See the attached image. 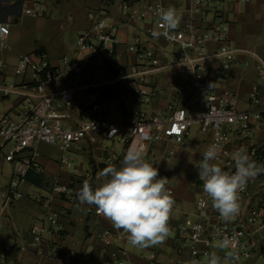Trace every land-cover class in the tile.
Returning a JSON list of instances; mask_svg holds the SVG:
<instances>
[{"label":"crops","instance_id":"obj_1","mask_svg":"<svg viewBox=\"0 0 264 264\" xmlns=\"http://www.w3.org/2000/svg\"><path fill=\"white\" fill-rule=\"evenodd\" d=\"M15 1L9 0L6 4L11 5ZM36 1L44 8L40 16L31 17L22 12L20 17H10L7 21L11 26L8 39L11 49L6 50L0 46L1 50L6 51L0 59L4 63L0 84L13 83L18 89L10 96H0V119L5 115L17 118L27 105V98L36 103L41 95L34 89L39 76L29 72L19 75L14 70L21 54H45L53 66H58L60 60L72 50L76 51L74 59L84 56L91 59L78 77L80 88L74 91L77 101L85 94L89 97L84 102L78 101V108L71 110L69 122L73 125L81 114L86 118L107 120L119 125H127L136 112L165 118L174 108L188 107V102L194 99L189 76L178 70H156L146 77L147 86L156 91L152 102L148 104L141 103V97L137 93L115 83L118 68L141 64L136 53L129 50L131 46L137 45L140 49L155 51L161 64H166L175 55L176 48L161 35L153 37L152 32L157 28L150 16L144 19L130 17L122 9L119 0L118 4L114 0H23V3L24 6H32ZM158 1L166 8H176L181 16L177 29L184 30L187 24H192L197 31H204L215 22L228 25L229 46L239 52L229 69L221 70L225 59L215 56L221 44L209 43L206 53L210 57L205 60L206 76L215 85L217 93L230 91L235 96L240 111L259 113L262 120L250 122L247 130L239 131V127H234L236 136H233L227 146L226 158L233 161L232 156L238 148L248 153L251 149H257L263 157L257 164L264 165V84L260 82L256 67L259 59L264 58V0H225L223 4L213 3L200 9L196 8L195 0H138L134 8L141 13L144 11V4ZM95 5L97 9H90ZM91 12L118 27L120 44L116 49L119 60L116 61L107 54H80L77 40L73 49L68 47L63 37L64 31L71 29L81 35L89 32L91 21L88 14ZM64 87L70 86L64 84ZM53 89V85H45L47 92ZM255 92L258 104L251 101ZM94 102L100 106L96 114L90 109ZM210 140L211 134L203 133L199 126H193L182 139L155 141L149 145L145 158L148 162L154 160L159 175L169 179L167 187L172 190L175 199L170 236L163 244L149 248L133 247L128 239L122 244H104L100 234L117 230L97 214L94 205L80 204L76 195L85 180L96 187L97 173L106 166L119 167L115 163H106V160L122 156L125 149L123 144L107 141L104 133H100L94 141L83 140L68 153H63L57 146L38 144L39 163L44 172H29L21 187L24 196L2 211L0 264H58L54 259L55 254L68 250L75 253L70 264H118V261H123L124 264H188L191 252L181 249L177 231L187 218L196 215L197 196L201 192L202 181L199 180L195 165L202 158L200 154L207 148ZM62 157H66L69 163L62 164ZM219 166L224 169L223 164ZM232 168L235 170L234 161ZM12 171L13 166L5 161L1 153L0 190L9 185ZM55 186L70 187L74 191V197L67 199L63 195L54 194ZM247 186V194L240 199V214L231 223L245 219L249 208L264 201V174L250 180ZM38 195L44 197V200H50L49 211L43 208L42 202L35 201ZM48 213L57 215V229L46 235L44 243L36 247L30 228L43 222ZM215 214L216 210L212 207L210 221L216 220ZM250 228L254 230V250L246 261L248 264H261L264 262V226L257 223ZM216 244L208 248L200 245L199 250L209 249L223 258L225 252L217 249ZM120 247L127 251V255H122ZM151 253L156 255L153 262L148 259Z\"/></svg>","mask_w":264,"mask_h":264},{"label":"built area","instance_id":"obj_2","mask_svg":"<svg viewBox=\"0 0 264 264\" xmlns=\"http://www.w3.org/2000/svg\"><path fill=\"white\" fill-rule=\"evenodd\" d=\"M224 1L195 0L194 4L197 9H200L204 5L223 4ZM137 2L138 0H119L122 9L127 11L130 17L144 19L150 16L159 30V18L155 11L159 7L166 8L164 4L161 1L146 3L144 11L138 13L134 8ZM22 12L25 15L37 17L44 12V8L39 1H36L32 6H23ZM88 18L91 21V30L78 37V52L80 54L90 52L93 56L107 54L114 60H119L116 49L120 44L118 27L93 12L88 14ZM228 30V25L224 22H215L204 31H197L192 24H187L184 30L175 29L167 36L161 35L176 48L175 55L166 64H161L155 51L140 49L137 45L131 46L129 50L136 53L141 64L124 69L118 68L115 83L137 93L141 97V103L148 104L152 102L156 91L147 86L146 77L156 70H178L189 76L194 99L188 102V107L174 108L165 118L136 112L127 125L86 118L83 114L79 116L75 125L69 122L70 112L78 108V101L84 102L89 97L85 94L77 101L74 96V91L80 88L78 77L91 61L89 57L84 56L80 59L63 57L58 66H53L45 54L34 56V58L29 54L19 55L14 67L15 72L19 75L29 72L39 76L40 79L35 83L34 89L41 95L36 103H33L31 98H27V105L17 118L5 115L0 119V154L3 153L5 161L13 166L9 185L4 190H0V229L2 211L6 206L24 196L21 187L27 180L29 172L36 174L44 172L43 166L39 163L40 153L37 149L40 143L57 146L63 153H68L83 140L94 141L100 133H104L107 141H118L125 147L122 156L106 160V163H115L120 166L127 150L133 145L144 147L146 153L152 142L173 138L182 139L193 126H199L203 133L211 134L209 145L214 142L219 144L220 153L215 162L223 164L226 170L234 171L233 161L226 158L227 146L231 143L233 136H236L234 127H239V131L247 130L250 122L261 121L262 115L240 111L235 96L228 90L221 94L217 93L215 85L206 76L205 60L210 57L206 53L209 43L221 44L219 51L215 54L225 59L221 70H228L230 63L239 52L229 46ZM10 31L11 26L8 22L0 23V46L6 50L11 49L8 43ZM256 67L260 82L264 84V58L259 59ZM3 68L4 63L0 61V74ZM64 84L70 87L66 88ZM45 85H53V91L47 92ZM17 89L18 86L13 83L0 84V96H10L16 93ZM251 101L253 104L259 103L257 92L252 94ZM90 109L96 114L100 106L94 102ZM241 149L238 148V150ZM249 154L257 163L260 162L257 149H251ZM149 162L154 166L156 164L154 160ZM61 163L67 164L69 160L62 157ZM247 190L248 186L240 193V199L245 197ZM53 193L63 195L67 199L74 197V191L66 186H55ZM35 201L42 202L43 208L48 211L51 209L50 200H44V197L38 195ZM211 208L210 199L203 193L202 181L201 192L197 196L195 217L187 218L178 227L177 235L181 241V249L190 250V261L193 259L203 261L212 251L209 249L201 251L200 245L208 248L218 243L224 236L229 239L235 237V247L239 257L235 264H241L251 256L254 250V230L250 227L257 223L264 226V204L255 207L253 205L249 208L245 219L236 223L224 222L217 211L216 220L210 221ZM57 226V215L50 213L43 222L33 225L29 232L33 237L34 245L40 247L44 243L45 236L56 231ZM100 239L106 245H114L122 244L128 238L123 231H104L100 234ZM120 252L122 255H127L123 247H120ZM74 256L75 253L68 250L56 253L54 259L58 264H70ZM155 258L154 253L148 255V259L152 262ZM118 264H124V262L118 261Z\"/></svg>","mask_w":264,"mask_h":264},{"label":"clouds","instance_id":"obj_3","mask_svg":"<svg viewBox=\"0 0 264 264\" xmlns=\"http://www.w3.org/2000/svg\"><path fill=\"white\" fill-rule=\"evenodd\" d=\"M155 14L159 30H153V37L167 36L178 28L181 16L176 8L159 7ZM219 153V144H210L195 167L199 180L203 181L205 197L224 222H231L241 211L240 193L250 180L264 174V165L257 164L241 149L232 156L235 170L225 171L215 162ZM96 180V187L85 180L76 192L80 204L94 205L98 215L117 231L127 234L133 247L149 248L167 240L175 199L167 187L169 179L161 177L158 168L146 160L144 147H130L119 167L106 166L97 173ZM215 247L225 252L223 258L214 251L203 261L193 259L189 264H235L238 260L235 237L224 236Z\"/></svg>","mask_w":264,"mask_h":264},{"label":"trees","instance_id":"obj_4","mask_svg":"<svg viewBox=\"0 0 264 264\" xmlns=\"http://www.w3.org/2000/svg\"><path fill=\"white\" fill-rule=\"evenodd\" d=\"M9 0H0V23H5L8 21L10 17L18 18L20 17L22 10H23V0H16L13 4L7 5L6 2ZM264 118V113H263ZM258 160H262V154L258 151ZM228 171L226 169H223ZM264 250V249H263Z\"/></svg>","mask_w":264,"mask_h":264},{"label":"rangeland","instance_id":"obj_5","mask_svg":"<svg viewBox=\"0 0 264 264\" xmlns=\"http://www.w3.org/2000/svg\"><path fill=\"white\" fill-rule=\"evenodd\" d=\"M114 2H115V4H118L117 0H114ZM95 7H97V5H95L94 8L91 7L90 9H97V8H95ZM88 9H89V8H88ZM95 11L98 12L99 10H95ZM80 35H81V34H79V32H78V31H75V30H71V29H69V30H65V31H64L63 37H64L65 41L67 42L68 47H69L70 49H73V48H74V46H75V42H76L77 38H78ZM75 49H76V48H75ZM5 52H6V51H3V50L0 49V59H2V58L4 57ZM74 54H76V51H75V50H74V51L72 50L71 53L68 52V53L66 54V57H68L69 59H74ZM32 57L34 58V55H32ZM38 151H40V149H39ZM259 204H264V201H263V202L260 201L257 205H259ZM257 205H256V206H257ZM192 218H194V217H192ZM253 240H254V238H253ZM241 264H248V263H247L246 260H244V261L241 262ZM261 264H264V262L262 261Z\"/></svg>","mask_w":264,"mask_h":264}]
</instances>
